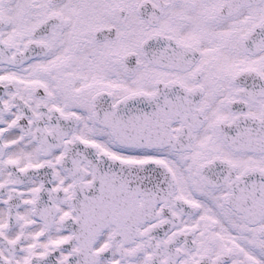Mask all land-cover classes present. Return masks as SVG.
Masks as SVG:
<instances>
[{
	"label": "snow or ice",
	"instance_id": "snow-or-ice-1",
	"mask_svg": "<svg viewBox=\"0 0 264 264\" xmlns=\"http://www.w3.org/2000/svg\"><path fill=\"white\" fill-rule=\"evenodd\" d=\"M0 264H264V0H0Z\"/></svg>",
	"mask_w": 264,
	"mask_h": 264
}]
</instances>
